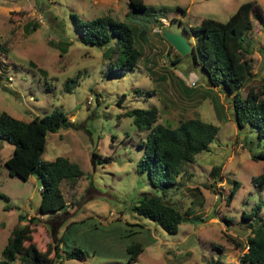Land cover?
I'll return each mask as SVG.
<instances>
[{
    "label": "rangeland",
    "instance_id": "obj_1",
    "mask_svg": "<svg viewBox=\"0 0 264 264\" xmlns=\"http://www.w3.org/2000/svg\"><path fill=\"white\" fill-rule=\"evenodd\" d=\"M244 1L258 3L261 10L245 33L252 70L240 91L245 96L253 87L260 97L264 0H144L158 10L160 21L145 24L131 18L140 56L122 73L108 69L115 57L108 45L81 40L71 14L83 19L110 15L129 22V0H0V112L29 120L62 110L72 124L47 133L42 158L63 155L82 169L76 179L60 183L65 209L38 212L39 179L9 174L4 160L13 144L0 140V192L6 194L0 196V258L11 231L27 224L39 249L51 245L47 264H56L57 252L75 247L84 255L65 258L67 264H240L254 225L242 213L264 199V183L252 181L264 170V159L252 158L264 140L248 123L237 125L232 94L209 85L192 52L179 53L162 28L189 38L185 25L204 17L226 20ZM70 77L74 81L68 89ZM150 106L157 108L155 123L174 127L199 116L218 125L209 149L183 162L176 183L164 188L137 170L148 129L137 127L125 113ZM213 165H220L215 173ZM236 179L240 184L229 197ZM143 194L162 196L187 220L178 231L168 232L132 210ZM263 209L264 204L261 215ZM134 241L143 250L129 262L126 248ZM20 263L17 254L13 264Z\"/></svg>",
    "mask_w": 264,
    "mask_h": 264
},
{
    "label": "trees",
    "instance_id": "obj_2",
    "mask_svg": "<svg viewBox=\"0 0 264 264\" xmlns=\"http://www.w3.org/2000/svg\"><path fill=\"white\" fill-rule=\"evenodd\" d=\"M129 4L127 15L130 18L129 22L115 19L110 15L83 19L76 13L71 14L77 29L81 32L82 41L97 46L108 45V49H112L115 57L108 66L111 72L122 73L133 68L140 56V50L135 45V30L131 25V18L143 19L145 24L151 20L160 21L161 14L158 10L144 0H129ZM260 10L258 3L244 1L226 20L204 17L200 23L185 25L184 28L189 38H192L189 40L196 53V58L193 59L205 71L209 85L232 94L235 122L239 127L248 123L256 128L258 139L262 141L264 95L259 97L253 87L249 88L245 96L240 91L252 70L250 50L244 45L245 33L252 29V17L260 16ZM29 24L26 25L27 28ZM73 81L72 77L68 78L65 87L69 89ZM262 89L264 92V82ZM124 96L125 93H122L119 100L121 101ZM125 113L132 116L137 127L148 129L143 154L137 161V170L141 173L147 172L151 183L157 187L174 185L182 163L193 161L196 153L208 150L218 131L217 124L199 116L182 119L174 127L155 123L158 116L156 106L132 107ZM71 124L72 121L63 111L57 109L36 115L29 120L15 117L6 111L0 112V140L4 139L13 144V152L4 160V164L11 175L27 179L34 174L39 179L38 212L65 209L67 200L60 183L64 179L74 180L82 172L79 164L66 156L42 158L47 133ZM252 158L264 159V143L260 150L252 153ZM219 168L220 165H213L212 173ZM252 181L256 185L263 184L264 170L252 176ZM239 184L240 181L236 179L229 197L233 196ZM0 196L6 194L0 192ZM263 204L264 199L256 202L249 211L244 210L242 213L243 218L250 219L254 225L245 240V250L239 256L240 264H264V214H260ZM131 208L138 214L156 221L168 232L178 231L179 224L187 220L178 207L159 195L143 194ZM31 240L30 226L22 224L14 228L2 248L0 264H13L17 254L21 259L20 264H47L52 251L51 245L41 250ZM77 249L78 247H75L63 253L61 250L56 253L53 260L56 264H67L65 258L84 255L81 249ZM126 250L128 261L133 262L143 250V244L140 241L131 242Z\"/></svg>",
    "mask_w": 264,
    "mask_h": 264
},
{
    "label": "water",
    "instance_id": "obj_3",
    "mask_svg": "<svg viewBox=\"0 0 264 264\" xmlns=\"http://www.w3.org/2000/svg\"><path fill=\"white\" fill-rule=\"evenodd\" d=\"M164 37L172 44V46L181 54L192 52L193 58H196V53L191 45L189 38L182 32H175L162 28Z\"/></svg>",
    "mask_w": 264,
    "mask_h": 264
},
{
    "label": "built area",
    "instance_id": "obj_4",
    "mask_svg": "<svg viewBox=\"0 0 264 264\" xmlns=\"http://www.w3.org/2000/svg\"><path fill=\"white\" fill-rule=\"evenodd\" d=\"M91 99V96L89 97L88 101Z\"/></svg>",
    "mask_w": 264,
    "mask_h": 264
}]
</instances>
